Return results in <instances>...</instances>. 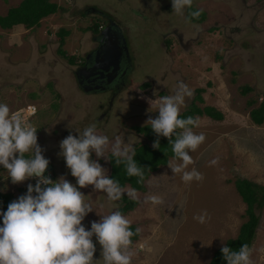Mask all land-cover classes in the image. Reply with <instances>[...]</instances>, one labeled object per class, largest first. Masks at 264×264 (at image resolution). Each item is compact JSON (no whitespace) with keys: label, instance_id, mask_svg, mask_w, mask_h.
<instances>
[{"label":"rangeland","instance_id":"374dc122","mask_svg":"<svg viewBox=\"0 0 264 264\" xmlns=\"http://www.w3.org/2000/svg\"><path fill=\"white\" fill-rule=\"evenodd\" d=\"M52 1L62 9L43 18L38 27L0 28V103L7 104L12 113L24 114L28 105H35L36 111L27 121L37 129V142L50 160V178L55 181L63 176L75 184L65 159L58 155L60 141L70 133L78 137L77 129L82 132L95 124L98 134L108 136L110 141L119 137L132 149L146 141L134 127L145 125L148 116H158V112H147L150 105L146 98L173 95L183 81L193 95L186 97L181 113L196 96L195 89L204 88L199 106L214 105L224 113L223 121L198 116L199 126L193 129L206 139L189 153L194 163L187 170L196 169L204 179L185 183L167 164L150 174L149 192L123 188L126 195L134 190L135 197L127 196L139 200L138 206L123 215L140 229L130 249L134 252L132 264H207L212 252L237 234L246 208L241 199V206L233 213L228 211V198L217 196L221 188L217 178L223 177L224 187L231 184L225 182L227 178L235 177L264 183V123L253 126L247 105L249 99L256 102L264 95V31H257V37L239 36L232 29L228 32L226 26L235 24L234 15L238 14V7L229 0H193L191 10L209 11L201 22L186 18L189 8L178 15L158 0ZM19 2L0 0V15ZM245 4H251L260 26L257 28L264 30V0H245ZM90 6L116 20L126 39L131 70L115 96V84L89 92L75 84L77 62L96 46L87 28L102 20ZM249 21L246 17L237 25L246 29ZM59 28L70 32L61 49L74 57L75 64L58 53ZM241 83L251 85L253 92L241 95ZM91 158L97 159L95 153ZM217 158L218 163L210 166L209 162ZM99 163L108 175V160L99 159ZM29 183L34 185L36 180L12 184L0 165V188L13 192L15 200L26 194ZM80 191L96 208L82 221L86 230H90L92 221L100 220L97 211L107 215L122 205L119 200L109 201L106 193L93 191L91 185ZM151 196L161 202L154 204L146 199ZM205 210L206 220L199 223L194 217ZM257 214L259 224L250 247L251 259L253 264H264V206ZM93 242V264H104L95 236ZM203 242L211 244L202 247Z\"/></svg>","mask_w":264,"mask_h":264},{"label":"clouds","instance_id":"9594fccd","mask_svg":"<svg viewBox=\"0 0 264 264\" xmlns=\"http://www.w3.org/2000/svg\"><path fill=\"white\" fill-rule=\"evenodd\" d=\"M192 4L193 0H172L173 12L183 15L185 7L190 9ZM201 12L202 9L189 15L199 18ZM192 95L188 85L180 81L173 95L146 98L150 105L147 112H158V116H148L145 121V126H150L157 136L152 147L160 148L159 137L168 138L174 153L168 166L174 175H181L185 183L204 179L196 169L187 170L194 163L189 153L195 152L206 139L203 133L193 130L199 126L198 118H180L186 97ZM76 131L78 137L70 133L60 141L58 153L65 159L76 183L63 176L53 181L45 174L50 160L45 158L44 149L37 142V129L22 114L12 113L7 104L0 103V165L6 169V178L10 177L12 184L30 178L36 180L34 185L28 184L26 194L9 203L6 212L0 211L3 217L0 264H93L94 236L101 246L104 264H132L131 238L139 234L140 229L133 232L131 222L120 211L107 215L97 211L100 220L92 221L90 230H86L82 221L96 208L85 201L80 189L91 185L93 191L106 193L109 201H118L125 194L119 183L106 174L99 159L112 160L114 157L115 164H123L126 174L138 177L140 183L144 179L143 170L134 160V149L124 146L119 137L110 141L108 136L98 134L95 124L85 127L82 132ZM92 153L97 159L91 158ZM217 163L218 158L209 165ZM127 195L135 197V191H129ZM146 199L154 204L161 202L157 196ZM207 215L205 210L194 219L204 223ZM210 244L203 242L202 247ZM221 252L227 264H253L252 249L248 244H242L238 251L224 245Z\"/></svg>","mask_w":264,"mask_h":264},{"label":"trees","instance_id":"16d2710c","mask_svg":"<svg viewBox=\"0 0 264 264\" xmlns=\"http://www.w3.org/2000/svg\"><path fill=\"white\" fill-rule=\"evenodd\" d=\"M62 9L60 5L52 0H20L19 4L13 7H9L6 14L0 15V28L1 29H12L17 25H23L24 27L31 29L38 27L43 18L56 13ZM192 11L188 9L186 18L190 21L201 22L205 19V13L202 11L199 18H193L189 14ZM93 33L97 32L98 24H94L87 28ZM70 34L68 29L59 28L56 35L59 38V49L58 53L66 57L68 63L74 64V57L66 54L64 49H61L64 44V39ZM234 81V80H232ZM143 86H147L144 83ZM205 91L204 88H196V96L191 103L180 113V118H188L197 116H207L216 121H222L224 114L218 108L211 105L199 106V103H203L202 93ZM251 91V88L246 84L240 85L241 95H246ZM255 103L254 99H249L247 105L250 107ZM251 120L255 124H262L264 121V99L255 108L249 111ZM134 130L137 134H141L146 141L140 142L134 145L132 149L135 151L134 160L138 167L142 168L144 173L143 183L138 182L139 178L136 176L129 177L126 174V170L123 164L117 166L115 164V158L108 160L109 174L108 176L113 178L124 188L130 186L134 190L146 191V181L152 172L157 171L160 167L168 164L169 159L174 157L172 151V145L169 143L168 138L159 137L160 148L154 149L152 147L153 142L157 139L156 134L153 132L150 126H135ZM179 131V130H178ZM176 137L174 136L173 139ZM111 157V153L108 154ZM3 167V166H2ZM50 172V170H49ZM47 175V172L45 173ZM229 182H233L243 202L246 204L245 211L243 213L244 221L241 223L238 233L233 238L226 239L222 245H227L232 250L238 251L242 244H248L251 247L254 238L256 236V230L259 224V216L257 210L264 206V184H258L247 178L235 177L230 179ZM14 199V195L11 192H0V211L6 212L9 203ZM122 205L117 208L116 211H120L122 214L133 210L139 201L135 198H130L126 194L119 200ZM3 224V217L0 215V226ZM131 230L136 231L137 226L131 224ZM139 234L133 235L131 238L134 242L137 240ZM222 246L218 247L213 253L207 264H227V261L223 259L221 252Z\"/></svg>","mask_w":264,"mask_h":264},{"label":"flooded vegetation","instance_id":"af4514ba","mask_svg":"<svg viewBox=\"0 0 264 264\" xmlns=\"http://www.w3.org/2000/svg\"><path fill=\"white\" fill-rule=\"evenodd\" d=\"M162 5L172 7V0H158ZM101 17V23L98 24L96 33H93V40L96 46L87 51L76 64L74 77L76 87L89 92L97 88H108L109 84L117 86L114 96L117 95L122 85L125 84L127 73L131 70L130 58L127 52L126 39L122 30L118 27L117 21L114 20L108 13L100 9L89 7ZM171 9V8H170ZM206 16L208 12L202 10ZM205 16V18H206ZM205 20V19H204ZM94 25V24H93ZM110 27L107 36L100 35L104 28ZM103 40V42L101 41ZM112 47L107 54L102 51L101 45ZM112 51V52H111ZM75 64V63H74ZM115 91V90H114ZM52 167V166H51Z\"/></svg>","mask_w":264,"mask_h":264},{"label":"crops","instance_id":"0c3cea01","mask_svg":"<svg viewBox=\"0 0 264 264\" xmlns=\"http://www.w3.org/2000/svg\"><path fill=\"white\" fill-rule=\"evenodd\" d=\"M229 1H232L231 2V4L234 6V7H238V9H236L237 10V12H238V14H236V15H234V19H233V21H234V23H235V21H237L235 24H232V25H227L226 27L228 28L227 29V31L229 32V29H232V31L235 33V34H238L239 36L241 35V36H244L245 34H246V36L248 35L249 37H257V31L258 32H262V31H264V30H259L257 27H260L259 25H258V23H257V19H255L254 17H253V12H252V10H253V8H250L251 7V4L249 5V4H245V0H234V2L236 3V6H235V4H234V2H233V0H229ZM229 3V2H228ZM228 3L227 4H224V11H225V9H227V7H229V5H228ZM254 10L256 11L255 13H257V8H254ZM236 12H233V14H235ZM257 14H259V13H257ZM244 15V16H243ZM255 16V15H254ZM248 18V20L250 19V21H249V26H247V28L245 29V28H241L240 26H238L237 25V23H238V21H241V20H244L245 18ZM18 26H23V25H17V26H15V27H18ZM257 28V29H256ZM251 32H252V34H251ZM241 84H246V85H248L250 88H251V91H250V93H252L253 92V87L251 86V85H249V84H247V83H241ZM248 94V93H247ZM264 99V95H262L261 97H260V100L259 101H256L252 106H250L249 108V111L252 109V108H255V107H257L258 105H259V103L262 101ZM211 106H214V105H211ZM214 107H216V106H214ZM217 108V107H216ZM220 110V109H219ZM23 111H26V109L25 110H23ZM249 111H248V117H249V120H250V122L253 124V126H261L263 123H264V121H263V123L262 124H260V125H258V124H255L252 120H251V118H250V115H249ZM224 114V113H223ZM198 117V116H197ZM196 117V118H197ZM205 117H207V116H205ZM238 116L235 114V118H237ZM209 118V117H208ZM211 119V118H210ZM213 120V119H212ZM224 120V119H223ZM222 120V121H223ZM216 121V120H215ZM250 129H252L253 130V128H248L247 129V131H250ZM143 142V141H142ZM145 142V141H144ZM170 159H173V158H170ZM170 159H169V161H170ZM166 166V165H165ZM1 167H2V165H1ZM163 167V166H162ZM161 168V167H160ZM159 168V169H160ZM158 169V170H159ZM157 170V171H158ZM156 172V171H155ZM152 173H154V172H152ZM151 173V174H152ZM151 176V175H150ZM149 176V177H150ZM223 177H221V178H217V181L218 182H221V188H220V191H219V194L217 193V196L218 195H220V197H222L221 196V194H223L225 197H227L228 198V201L226 202V206L228 207V211L230 212V213H233L232 211H234V210H236V207H239V205H240V200L242 199L241 198V196L239 195V193L237 192V190H236V188H235V185H234V183L233 182H229V180L231 179V178H227L226 180H225V182L226 183H231V184H225V187L222 185V179ZM241 178V177H240ZM242 178H244V177H242ZM149 179V178H148ZM147 179V180H148ZM247 179H249V178H247ZM249 180H251V179H249ZM251 181H254V180H251ZM264 181V180H263ZM254 182H256V183H258V184H264V183H260L259 181H254ZM147 190H149L148 188H147V181H146V191H144V192H142V191H138V190H135V191H138V192H141V193H145V192H149V191H147ZM0 192H3V193H5V192H11V191H8V189H6V188H3V189H1L0 188ZM236 193V194H234V193ZM11 193H13V192H11ZM219 197V196H218ZM14 199H15V196H14ZM135 199H137V198H135ZM239 199V200H238ZM138 200V199H137ZM139 201V200H138ZM217 202V201H216ZM223 202V201H222ZM242 203L243 204H245L244 202H243V200H242ZM139 205V204H138ZM137 205V206H138ZM241 206V205H240ZM245 207H246V204H245ZM213 209V208H212ZM244 213V212H243ZM224 219V218H223ZM243 222V221H242ZM241 225V224H240ZM240 225H239V227H240ZM239 227H238V230H239ZM238 233V232H237ZM140 234V233H139ZM237 235V234H236ZM235 235V236H236ZM234 236V237H235ZM139 237V236H138ZM231 238H233V237H231ZM228 239V238H227ZM226 241V240H225ZM225 243V242H224ZM220 247V246H219ZM218 248V247H217ZM216 248V249H217ZM215 249V250H216ZM214 250V251H215ZM213 251V252H214ZM212 252V253H213ZM211 256H212V254H211ZM211 258V257H210ZM210 260V259H209ZM209 262V261H208ZM207 262V263H208Z\"/></svg>","mask_w":264,"mask_h":264},{"label":"built area","instance_id":"2783aa9c","mask_svg":"<svg viewBox=\"0 0 264 264\" xmlns=\"http://www.w3.org/2000/svg\"><path fill=\"white\" fill-rule=\"evenodd\" d=\"M35 111H36V107H35V105H28V109H26L25 114H24V113H19L20 111L15 112V113H16V114H22L23 117H24V119H25V120H28V119H30L31 116L35 113ZM46 172H47V171H46ZM47 175H48L49 177H51L50 174H49V172H47Z\"/></svg>","mask_w":264,"mask_h":264},{"label":"water","instance_id":"95a60500","mask_svg":"<svg viewBox=\"0 0 264 264\" xmlns=\"http://www.w3.org/2000/svg\"><path fill=\"white\" fill-rule=\"evenodd\" d=\"M109 30H110V27H106V28H104L103 31L100 32V35H105V36H107V33H108ZM101 41L103 42L102 39H101ZM101 49H102V51H104V52L107 54L108 52H110V50L112 49V47H111V45H110V48H109L108 45L106 46L105 43H103V44L101 45ZM111 52H112V51H111ZM49 169H51V165L48 166V169H47V170H49ZM47 170H46V171H47Z\"/></svg>","mask_w":264,"mask_h":264}]
</instances>
